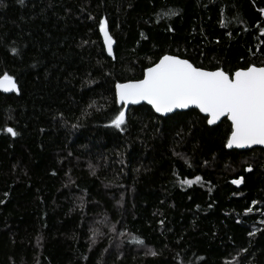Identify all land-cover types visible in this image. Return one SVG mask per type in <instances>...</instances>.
<instances>
[{"label": "trees", "instance_id": "16d2710c", "mask_svg": "<svg viewBox=\"0 0 264 264\" xmlns=\"http://www.w3.org/2000/svg\"><path fill=\"white\" fill-rule=\"evenodd\" d=\"M262 9L0 0V76L19 89L0 91V264H264V148L227 149L229 120L208 125L197 109L164 117L142 104L123 130L111 124L115 84L165 54L230 74L264 66Z\"/></svg>", "mask_w": 264, "mask_h": 264}, {"label": "snow or ice", "instance_id": "6c2138e0", "mask_svg": "<svg viewBox=\"0 0 264 264\" xmlns=\"http://www.w3.org/2000/svg\"><path fill=\"white\" fill-rule=\"evenodd\" d=\"M175 14L173 10L164 13L165 16ZM99 31L103 34L108 55L112 56L115 41L109 34L106 20L99 21ZM12 51L15 53L16 49ZM0 88L5 92L18 91L16 81L7 73L0 76ZM115 96L125 107L130 103L146 101L155 112L161 114L195 106L206 114L208 125L215 124L221 117L231 121L226 147L264 146V66H248L230 74L222 68L208 71L194 66L187 59L165 54L143 72L142 79L116 83ZM125 123L123 110L111 120L112 126L121 130ZM5 131L13 137L18 135L12 127H7ZM200 179L199 176L195 177V181ZM193 182L184 181L189 185ZM241 182L242 178L232 181L237 185ZM247 211L251 212L252 209ZM137 243L143 244L144 241L137 240Z\"/></svg>", "mask_w": 264, "mask_h": 264}, {"label": "water", "instance_id": "95a60500", "mask_svg": "<svg viewBox=\"0 0 264 264\" xmlns=\"http://www.w3.org/2000/svg\"><path fill=\"white\" fill-rule=\"evenodd\" d=\"M109 31V30H108ZM110 34V33H109ZM101 35H102V37H103V34L101 33ZM103 40H104V38H103ZM113 48H114V44H113ZM167 55H172V54H167ZM175 56H177V55H175ZM179 58H181V59H186V58H182V57H180V56H178ZM188 60V59H187ZM159 61V60H158ZM157 61V62H158ZM156 62V63H157ZM189 62L190 63H192L190 60H189ZM193 64V63H192ZM194 65V64H193ZM153 66V65H152ZM195 66V65H194ZM251 66H253V65H251ZM254 66H257V67H261V66H258V65H254ZM151 67V66H150ZM204 69V68H203ZM146 70V69H145ZM205 70H208V71H214V70H210V69H205ZM216 70V69H215ZM127 82V81H126ZM122 83H125V82H122ZM16 85H17V83H16ZM17 89H18V85H17ZM19 90V89H18ZM0 91L1 92H3V93H6V94H10V93H17L18 91H8V92H5L2 88H0ZM118 102V101H117ZM118 104L120 105V106H123V111L125 112V115L127 114V112L130 110V108L131 107H134V106H138V105H142V104H147V105H149L146 101H141L140 103H138V104H128L126 107L124 106V105H122L121 103H119L118 102ZM151 108H152V106L151 105H149ZM153 109V108H152ZM189 109H197V110H199L198 108H195V106H191V107H189L188 109H175L173 112H170V113H166V114H161V113H157V112H155V110H154V112L156 113V114H158V115H160V116H164V117H167V116H169V115H172L173 113H176V112H181V111H187V110H189ZM201 113V112H200ZM202 115H204V116H206V114L205 113H201ZM224 118H227V117H221L220 118V120H218L215 124H213V125H211V126H214V125H217L218 123H220ZM230 123H231V121H229ZM258 147H260V148H264V146H261V145H253V146H251V147H244V148H237V147H233V148H228L227 147V149H237V150H240V151H246V150H250V149H253V148H258ZM242 178V182H243V177H239L238 179H235V180H239V179H241ZM242 182L239 184V185H241L242 184ZM235 185H237V184H235ZM239 185H237V186H239Z\"/></svg>", "mask_w": 264, "mask_h": 264}]
</instances>
